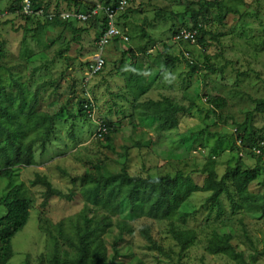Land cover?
<instances>
[{"label":"rangeland","instance_id":"rangeland-1","mask_svg":"<svg viewBox=\"0 0 264 264\" xmlns=\"http://www.w3.org/2000/svg\"><path fill=\"white\" fill-rule=\"evenodd\" d=\"M14 1L0 0V14H6L0 22V49L5 53L0 62V83L15 107L22 84L27 101L39 89L35 111L53 116L63 109L64 116L61 122L55 121L58 136L55 134L53 143L57 146L49 148L43 156L38 150L36 165L21 168L12 182L27 185L31 210L27 225L13 238V256L8 264H25L26 258L30 264H37L40 258L44 259V264H53L56 256L61 261H70L75 250L59 231L70 235L86 207L93 213L98 210L100 215L108 213L113 217L114 225L102 237L107 260L115 264H241V258L247 264L252 258L255 264H264V214L240 210L233 215L231 203L223 195L225 211L217 217L215 210L210 212L204 206L211 190L208 177L201 173L208 160H216L219 176L238 159L243 160L245 168L256 167V158L239 145L235 137L234 142L223 140L227 148L224 153L213 152L219 135L230 138L237 124L246 121L248 116L252 118L254 100L264 98V0H221L226 10L236 12L225 10V17L219 21L217 10L211 9L208 20L204 21L205 29L222 36L218 41L207 36L209 46L205 51L200 44L175 42L171 33L173 26L174 30L182 27L180 16L174 15L184 13L190 1L200 0H131V12L120 19L121 26L131 36L130 41L110 43L104 53L107 66L94 77L88 76L86 65L95 54V42L101 32L98 22L92 23L93 28L83 35L80 44H71L60 57L57 52L64 45L55 38L61 28L48 29L38 40L29 36L23 44L25 20L19 13L9 12ZM41 1L50 3L51 9L58 3L62 10H72L76 2L89 8L112 0ZM159 11L165 19L158 17ZM142 28L151 34L154 42L148 47L149 54L136 57L142 76L132 93L120 73L122 68L128 70L131 59L127 57L123 66L120 58L126 48L136 50L146 44L148 39L142 35ZM165 44L180 60L149 88L148 77L156 76L154 72L162 69L158 54ZM206 56L222 71L207 70ZM191 62L200 66L194 73L189 66ZM148 69L151 72L147 73ZM85 92L95 101L92 111L95 123L79 115L78 102L86 98ZM215 96L226 99L228 104L223 110L214 112L208 104L207 99ZM163 97L185 107H194L187 114H172L169 106L163 103L158 108L153 107L150 112L160 115L154 125L136 112V109L145 111L146 101H162ZM254 116V125L264 137V114ZM64 118L68 119L64 121ZM100 119L114 126L111 148L104 140L92 139ZM201 131L204 132L200 134ZM135 143H140L141 147H134ZM127 147L130 149L125 163L131 176L159 177L175 175L178 171L189 176L192 193L181 212H198L185 223L175 221L178 229H193L197 234L188 250L180 251L170 234L168 221L147 217L128 220L129 232H125L115 248L120 231L118 220H126L127 211L113 213L106 202L97 207L83 194L84 186L91 185V179L99 178L100 174L105 175L103 182L114 181L123 167L122 154ZM37 174L47 177L65 196L52 198L44 205V189L31 185ZM87 174L91 178L82 179ZM259 181H264V161L260 164L258 181L250 187L252 192L262 194ZM7 186L8 181L0 178V197L5 195ZM71 194L72 197L67 198ZM6 213L7 208L0 205V218ZM145 226L149 227L162 252L151 248L145 240L141 232ZM213 232L230 233L241 258L236 259L229 253L210 254L207 246Z\"/></svg>","mask_w":264,"mask_h":264},{"label":"trees","instance_id":"trees-1","mask_svg":"<svg viewBox=\"0 0 264 264\" xmlns=\"http://www.w3.org/2000/svg\"><path fill=\"white\" fill-rule=\"evenodd\" d=\"M76 2L75 0H73ZM118 0H112L111 2H102L99 4L107 5L110 3H116ZM131 2V0H130ZM32 4L36 10L42 9L43 16L35 14H25L21 12V0H15L9 7V12L12 14L19 13L25 20L23 44L26 43L28 37H32L34 40L42 38V34H47L48 29L61 30L57 33L56 41H59L64 45V48L57 52L58 56H62L64 52L68 51L70 45L73 43L80 44L83 35L89 33L93 28L92 23H99L97 25L101 32L95 42V54L99 52V42L101 41L103 31L106 29L107 21L105 18L103 22L100 21L101 17H94L88 21H81L71 15L68 18H61L59 15L61 12L78 13L85 12L93 6L86 8L85 5L76 2L75 9L62 10L61 6L57 3L54 9H51L50 3H45L41 0H32ZM98 4V3H97ZM192 5H197L195 8ZM84 7V8H83ZM131 4L127 9L122 12L116 21V25L123 30V34L127 36L128 41H123L120 37L115 38L113 41L125 42L130 41L131 36L120 24V19L123 16H127V13L131 12ZM211 9L217 10V20H222L225 17L223 14L226 10L225 5L221 0H200L190 1L186 6L184 13L175 14V17L180 16L181 28L193 30L197 29L199 35L197 36L196 44L204 49L209 46V42L206 40L207 36H210V40L218 41L221 33L215 34L212 31L205 29L204 21L208 20V14ZM229 12L231 9L227 10ZM158 14L159 18L165 19L161 12ZM53 14V17L49 18V15ZM223 14V15H222ZM188 19V21H187ZM3 21V20H2ZM0 21V22H2ZM87 26H83V25ZM175 26L171 28L172 38L181 28L174 30ZM45 33H41V32ZM67 35L70 36L67 39ZM142 35L148 40L145 45L138 47L136 50L132 48H126L121 53L120 63L126 64V58L130 57L128 70L122 68L121 75L124 77L125 84L130 92L133 93L135 85L138 84L139 78H141V66L137 63V55L147 53L148 47L154 42L151 34L142 28ZM42 42V40H40ZM180 44H189L188 42H178ZM190 45V44H189ZM107 46L103 50V58L105 60L104 66L101 71L97 72L92 77L99 75L107 66L104 53ZM137 51L136 55L133 52ZM159 57L163 63L162 69L154 73L156 76H149V88L156 83L159 77H162L167 71L174 69L179 62V56L170 53L168 45H164V50L159 52ZM5 53L0 49V62L3 60ZM92 61H89L87 69L90 67ZM115 63V62H114ZM116 65V64H115ZM207 70L216 72L222 71V68H216L210 61L209 56H206L205 64ZM191 67V73H194L199 69V65L196 63H189ZM151 72L149 69L146 71ZM86 85V84H85ZM20 86V95L17 102V107L14 106V102L9 99L5 88L0 83V178L8 181V186L5 195L0 197V205L7 208V213L0 218V264H8L13 256V238L24 229L30 218L31 210V198L29 197V189L23 182L18 184H12L14 179L18 176L20 169L27 168L29 166L36 165L35 158L38 153L45 155L49 148L56 147L57 144L53 143L58 136L57 123L55 121H62L64 116V110L61 109L53 116L44 115L35 111L38 104L39 89L35 90L34 97L27 101L25 90L22 84ZM88 92H85V99L78 102L79 115L83 117L85 121L90 120L94 122L93 117L89 114V110L94 109L95 101L90 99ZM208 104L213 108L214 112L223 110L227 106L225 98L220 96L209 97L207 99ZM163 104H167L171 109L172 114H187L193 109L192 106L185 107V105H179L175 103L169 97H163L162 101H146L145 111L138 112L139 115L145 120H148L152 125L156 123L160 115L155 112L151 113L150 110L153 107H159ZM255 108L252 112V118L248 116L246 121L237 124L235 132L227 138L226 136H220L217 141L216 151L213 154H220L226 151L224 146V139H232L234 142L235 137L238 140V144L241 145L246 151L251 153L256 158V167L245 168L242 159H238L234 166H228L225 173L219 176L216 171V160H208L206 165L201 169V173L208 177V183L211 190V195L206 199L204 206L210 212L216 211L217 217H220L225 209L222 203L223 195H226L231 203V214H236L240 210L246 212H261L264 214V181H259L263 193H254L250 190L251 185L258 181V175L260 171V164L264 161V157L256 156L252 152V148L259 141H264V137L260 134V131L255 127L254 115L264 114V98L254 100ZM150 105V106H149ZM135 111V109H134ZM154 114V115H153ZM68 118H64L66 121ZM100 123H97V130L92 135V139L104 140L107 143V147L111 148V134L115 132L114 126L111 123H107L105 120L100 119ZM95 123V122H94ZM151 125V126H152ZM105 131H104V130ZM100 131V132H99ZM204 132V131H203ZM202 131L200 134L203 133ZM56 134V135H55ZM100 134V136H99ZM97 135V136H95ZM213 136V135H212ZM56 142V141H55ZM134 147H141L140 143H135ZM129 147L125 148V152L122 154L124 158L123 167L121 171L114 176L113 182H103L105 175H99V178H92L91 185L84 186L83 194L87 197L90 204L99 206L102 202H106L113 213H123L126 220H118L119 237L116 238L115 248L118 241L122 240L125 232H129V221L138 220L142 217H147L155 220H165L169 223V231L174 240L180 246V251L184 252L188 250L195 242L196 232L193 229L180 230L177 228L175 221L179 220L181 223H185L188 218L192 217L196 212L182 213L181 208L190 198L192 189L189 184V176L185 175L182 171H178L175 175H164L159 177L141 175L131 176L126 167L125 161H127L129 154ZM231 150L234 149L231 147ZM91 178V175L87 174L82 179ZM75 181V180H73ZM32 186H41L44 189L43 204L46 205L52 198H62L65 194L55 188L52 182L45 176L39 174L31 182ZM72 194L67 196V198ZM114 225V219L108 213L98 214L93 213L91 209L86 207L79 215L78 222L74 225L71 234L65 233L63 230L59 231V234L69 242L72 248L75 250L74 257L70 260H59L56 257L52 259L53 264H115L113 260H107V249L105 247V240L102 234L111 229ZM62 227L60 226L59 229ZM145 240L149 243L151 248L162 252V248L157 245L153 239L148 226L141 229ZM233 236L230 233H212L208 240L207 251L212 255H218L220 253H229L230 256L236 259L241 258V255L236 252V248L232 244ZM241 264H247L240 259ZM256 260L252 258V262L249 264H255ZM25 264H30L29 259L26 258ZM37 264H44V259L40 258ZM181 264V263H178Z\"/></svg>","mask_w":264,"mask_h":264},{"label":"built area","instance_id":"built-area-1","mask_svg":"<svg viewBox=\"0 0 264 264\" xmlns=\"http://www.w3.org/2000/svg\"><path fill=\"white\" fill-rule=\"evenodd\" d=\"M130 5V0H118L116 3H110L107 5L96 4L89 10L85 12L78 13H70V12H61L60 17L65 19L73 15L77 19L81 21H88L94 17L105 18V22L107 21L106 29L103 31V35L101 41L99 42V52L94 54L91 59L92 63L88 68V76H93L97 72L101 71L105 60L103 58V50L104 47L109 46L110 43L117 37L123 39V41H128L126 35L123 34V30L116 25L117 17L124 12L127 7ZM21 12L25 14H35L38 16H43L44 12L42 9L36 10L34 5L32 4V0H21ZM3 15L0 14V20H2ZM53 17V14L49 15V18ZM199 35L197 29L188 30L181 29L177 34L173 36V40L175 42H188L189 44H196L197 36ZM89 114L92 116V110H89ZM98 124L100 121L98 120ZM104 130V129H103ZM105 131V130H104ZM100 132V131H99ZM97 136V135H95ZM100 136V134H99ZM254 155L264 157V141H259L256 145L251 149Z\"/></svg>","mask_w":264,"mask_h":264},{"label":"clouds","instance_id":"clouds-1","mask_svg":"<svg viewBox=\"0 0 264 264\" xmlns=\"http://www.w3.org/2000/svg\"><path fill=\"white\" fill-rule=\"evenodd\" d=\"M1 15H3V17H2V20H3V18L6 16V14H4V13H1ZM2 20H0V21H2Z\"/></svg>","mask_w":264,"mask_h":264}]
</instances>
